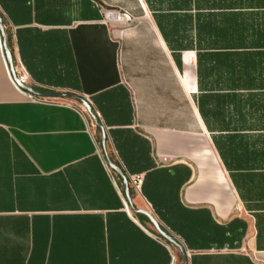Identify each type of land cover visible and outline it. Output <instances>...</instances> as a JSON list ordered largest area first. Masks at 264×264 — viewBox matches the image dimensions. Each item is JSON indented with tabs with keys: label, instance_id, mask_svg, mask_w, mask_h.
<instances>
[{
	"label": "crops",
	"instance_id": "obj_1",
	"mask_svg": "<svg viewBox=\"0 0 264 264\" xmlns=\"http://www.w3.org/2000/svg\"><path fill=\"white\" fill-rule=\"evenodd\" d=\"M0 13L18 76L88 99L111 160L144 176L134 207L188 264H264V0H0ZM100 137L81 105L14 83L0 35V264H175Z\"/></svg>",
	"mask_w": 264,
	"mask_h": 264
},
{
	"label": "water",
	"instance_id": "obj_2",
	"mask_svg": "<svg viewBox=\"0 0 264 264\" xmlns=\"http://www.w3.org/2000/svg\"><path fill=\"white\" fill-rule=\"evenodd\" d=\"M0 35L2 38V46H3L4 53H5V57L9 65V70L11 72V76H12L14 83L19 88L26 91L30 96L41 98V99L71 100V101L79 103L84 108L89 118L101 130L100 146H101V152L105 158L106 163L109 165L112 171H114L115 173H117L123 178L124 196H125L127 204L130 207L131 211H133L134 213L144 214L150 220L151 224L153 225L155 231L160 236V238L166 241L169 245L176 247L182 255L183 264H188L189 263V252L185 244L183 243V241L174 233L165 231L161 226L162 223L155 217V215L152 212L146 209H139V208L134 207L132 203V198H131L129 177L120 165L114 163L111 160L109 153H108V149H107V132L105 130L104 125L101 123L100 118L95 113L91 103L88 101V99H86L82 95H79L77 93H73L70 91L39 90L33 87L32 85L24 82L18 76L16 72L13 53L7 42V31L5 27L4 18L1 15V13H0Z\"/></svg>",
	"mask_w": 264,
	"mask_h": 264
},
{
	"label": "built area",
	"instance_id": "obj_3",
	"mask_svg": "<svg viewBox=\"0 0 264 264\" xmlns=\"http://www.w3.org/2000/svg\"><path fill=\"white\" fill-rule=\"evenodd\" d=\"M98 144L100 148V143ZM128 177H129L130 187L134 190V192L142 193V185L144 182V176L142 174H133V175L128 174ZM157 236L160 237L158 234Z\"/></svg>",
	"mask_w": 264,
	"mask_h": 264
},
{
	"label": "rangeland",
	"instance_id": "obj_4",
	"mask_svg": "<svg viewBox=\"0 0 264 264\" xmlns=\"http://www.w3.org/2000/svg\"><path fill=\"white\" fill-rule=\"evenodd\" d=\"M74 103H76V104H78V105L80 106L79 103H77V102H74ZM82 108H83V107H82ZM151 227H152L153 231H155L153 225H151ZM155 232H156V231H155ZM173 247H174V246H173ZM174 248H175V251H176L175 264H183V258H182L181 253L179 252V250H178L176 247H174Z\"/></svg>",
	"mask_w": 264,
	"mask_h": 264
},
{
	"label": "trees",
	"instance_id": "obj_5",
	"mask_svg": "<svg viewBox=\"0 0 264 264\" xmlns=\"http://www.w3.org/2000/svg\"><path fill=\"white\" fill-rule=\"evenodd\" d=\"M144 182H145V179H144ZM144 182H143V185H142V192H143ZM131 190L134 191L132 188H131ZM157 213L159 214L161 220L167 224L166 219H165L162 215H160L159 212H157ZM161 226H162V228H163L165 231H167V232H172L168 227H166V225L161 224Z\"/></svg>",
	"mask_w": 264,
	"mask_h": 264
}]
</instances>
